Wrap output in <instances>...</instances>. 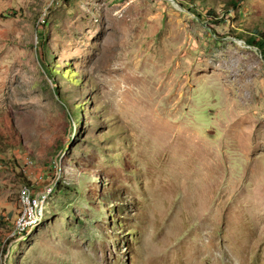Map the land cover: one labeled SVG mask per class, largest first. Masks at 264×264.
Here are the masks:
<instances>
[{
  "label": "rangeland",
  "instance_id": "374dc122",
  "mask_svg": "<svg viewBox=\"0 0 264 264\" xmlns=\"http://www.w3.org/2000/svg\"><path fill=\"white\" fill-rule=\"evenodd\" d=\"M262 33L264 0H0V264H264Z\"/></svg>",
  "mask_w": 264,
  "mask_h": 264
},
{
  "label": "built area",
  "instance_id": "2783aa9c",
  "mask_svg": "<svg viewBox=\"0 0 264 264\" xmlns=\"http://www.w3.org/2000/svg\"><path fill=\"white\" fill-rule=\"evenodd\" d=\"M58 178L54 176L40 190L24 185L20 190L21 209L14 222L13 236L31 234L44 220L47 204L55 191Z\"/></svg>",
  "mask_w": 264,
  "mask_h": 264
},
{
  "label": "trees",
  "instance_id": "16d2710c",
  "mask_svg": "<svg viewBox=\"0 0 264 264\" xmlns=\"http://www.w3.org/2000/svg\"><path fill=\"white\" fill-rule=\"evenodd\" d=\"M231 2L234 7H237L239 0H231ZM262 35H264V33H262ZM247 42L248 44L256 45L264 56V37H261L258 40H256V38H250L249 40H247ZM3 126L5 130L8 132V134L12 136L9 125L5 121L3 122Z\"/></svg>",
  "mask_w": 264,
  "mask_h": 264
}]
</instances>
